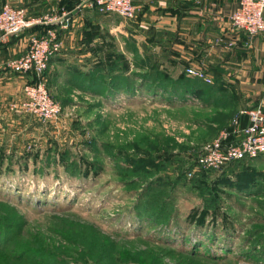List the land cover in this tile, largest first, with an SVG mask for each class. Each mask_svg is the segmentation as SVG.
<instances>
[{
  "label": "rangeland",
  "instance_id": "obj_1",
  "mask_svg": "<svg viewBox=\"0 0 264 264\" xmlns=\"http://www.w3.org/2000/svg\"><path fill=\"white\" fill-rule=\"evenodd\" d=\"M62 72L63 70L60 71ZM49 90L61 105L58 119L45 123L36 120L35 129L31 134L22 132L19 144L16 142L10 145L5 142L6 153L26 149L31 150L29 156H32L34 150L43 152L50 139H53L58 146L69 150L77 160H89L95 167L100 168H96L95 174L90 173L87 178L77 179L70 177L62 165H56V169L46 168L43 173L33 170L31 160L23 169L17 165L1 166L0 199L3 197L10 200L23 215L26 220L23 233L40 232L48 241L61 242L75 256L76 259L71 260L75 263L72 264H84L82 259L77 260V243L56 235L52 229L72 228L85 233L91 229L95 233L98 230L113 237L118 248L130 251L162 248L168 252L167 249H178V252L173 250L170 255H162L166 264H258L257 260L246 259L241 251L250 247L249 243L247 247L242 246L246 238L245 231H250L257 225L262 227L261 234L264 235V205L256 201L261 198L243 196L233 188H223L222 209L229 213L236 225V234L228 241L232 251H228L227 256L221 254L219 258L214 259V256H189L179 252L180 248L188 247L183 245V242L182 245L177 244L180 241L179 236H171L168 230L154 227L150 221L136 219L131 207L137 193L144 187L143 179L138 174L129 175L132 166L129 164L122 168L116 162L118 154L112 158L107 152L111 147L116 150L121 148L135 158L161 157L164 156L162 153H170L169 156L179 155L184 147L187 154L196 152L199 155L202 147L215 139L205 141L209 134L202 122L209 112L195 104H167L163 100L160 101L159 97L153 99V95L132 100L123 95L100 98L61 79L51 85ZM64 96L71 102L62 106L61 99ZM137 146L149 149L152 154L137 152ZM157 153L158 155H155ZM251 164L259 170H264V160L257 159ZM176 165L163 166L164 168H160L156 174L173 179L176 177ZM9 168L13 169L9 171ZM147 178L153 179L150 174ZM164 182L156 185L151 190V195H170L176 208L177 230L182 232L181 235L192 230L196 234L194 226L189 225L186 216L190 210L201 208L200 197L189 190L187 185L178 184L171 188L172 184L167 187ZM170 226L172 229L174 224ZM216 234L220 232L216 231ZM218 238L214 240L213 247H223V237ZM167 244L169 247L165 246ZM204 247V250H207L206 246ZM214 250L215 248H212V251Z\"/></svg>",
  "mask_w": 264,
  "mask_h": 264
},
{
  "label": "trees",
  "instance_id": "obj_2",
  "mask_svg": "<svg viewBox=\"0 0 264 264\" xmlns=\"http://www.w3.org/2000/svg\"><path fill=\"white\" fill-rule=\"evenodd\" d=\"M139 12L140 10L136 17ZM35 27L33 25L22 32L29 36L33 34ZM39 29L40 32L36 33L38 35L45 32L46 26L44 29ZM104 45L103 52H95L92 65L84 71L76 62L64 64L61 70H57L56 67L52 68L51 63L59 55L61 48L52 54L43 73L44 82L50 95L49 87L61 79L100 98H114L117 95H123L132 100L153 95V99L159 97L160 101L163 100V102L172 105H187L193 104L190 102V97H196L199 100V105L205 111L207 108L211 109L210 114H206L204 122H202V126L209 134L205 141L216 138L222 130L226 132L223 143L235 144L239 141L240 130L247 125L248 118L246 114L237 109V95L230 92L232 86L221 85L215 81L208 83L202 78L189 75L185 69L178 72L167 69L160 66L154 58L146 62L145 68L135 70L131 68L126 55L113 42L108 39L104 41ZM62 70L63 72L60 73ZM215 73L220 74V71L217 70ZM21 76L25 79V83L36 81L32 71ZM58 88H60L59 85ZM70 102L66 96L61 99L62 106L70 104ZM35 120L37 119L35 118ZM4 145H0V167L17 165L23 169V166L29 165V160H31L34 171L43 173L46 168L56 169V165H62L70 177L77 179L87 178L90 173L95 174L96 168H100L95 167L94 163L89 160H77L69 150L58 146V143L53 139H50V143L43 152L38 149L34 150L32 156H29L31 150L26 149L19 152L12 150V152L6 153ZM184 149L182 147L179 155L169 156L170 153H162L164 156L161 157L137 158L130 156L121 148L116 150L109 147L107 152L112 158L118 154L116 162L122 168H126L125 165L129 164L132 166L128 172L129 175L138 174L143 179L144 187L137 193L131 207L137 220L150 221L154 227L168 230L171 236H179L180 241L177 244L182 245L181 242H183V245L188 246L184 249L180 248L179 252L181 253L208 258L214 256L212 259L219 258L221 254L227 256L229 254L227 252L232 251L228 241L236 234V225L229 213L222 209V190L223 188H233L243 196H256L261 198L256 201L260 205H264V170H259L251 164L257 159L264 160V153L255 158L232 161L219 169H204L198 163V154L196 152L187 154ZM136 151L152 154L149 149H141L139 146L136 147ZM172 164H177L174 167L175 178H164L156 174L160 168H164L163 166ZM149 174L153 179L147 178ZM162 182L167 187L168 184H172L171 188L178 184L187 185L189 190L200 197L201 208L190 210L186 216L187 222L190 223L188 224L194 226L196 234L192 230L190 233L186 231L187 233L181 235L182 232L177 230L176 208L170 195H167L170 199L164 197V193L162 196L158 193L151 195V190L156 185L163 184ZM172 223L175 227L173 226L171 229ZM25 225L26 220L17 211L15 205L10 200L1 197L0 264H72L71 260L76 259L59 241H48L40 232L23 233ZM71 229L54 228L52 231L66 240L77 243V260L82 259L84 264H166L162 255L164 253L170 255L173 250L178 252V249L175 250L176 248L171 246L170 248L175 249H167L168 252L162 248L130 251L126 248H118L113 237L98 230L95 233L91 229L90 232L85 233L82 230L72 229V231ZM262 230V227L254 225L250 231H245L247 233L242 246L247 247L249 243L250 247L241 251L246 259L257 260L258 264H264ZM216 231H219L220 234H216ZM218 237H223V247L217 245V247H213L214 240ZM151 238L154 240L153 237ZM204 246L207 250H204ZM212 248L215 250L212 251ZM217 252L219 253L217 254Z\"/></svg>",
  "mask_w": 264,
  "mask_h": 264
},
{
  "label": "crops",
  "instance_id": "obj_3",
  "mask_svg": "<svg viewBox=\"0 0 264 264\" xmlns=\"http://www.w3.org/2000/svg\"><path fill=\"white\" fill-rule=\"evenodd\" d=\"M4 3L24 8L28 17H55L57 22L36 24L33 30L36 34L45 26L56 29L61 52L52 68L76 62L82 71L89 69L94 53L103 52L109 39L132 69L145 68L153 58L177 72L201 69L212 83L233 87L230 92L237 95L240 112L264 104V36L249 38L231 29L229 16L238 0H133L140 12L132 20L100 13L92 0H0V8ZM62 19L66 27L59 23ZM27 37L21 32L0 38V145L19 144L22 132L35 129L33 115L11 108L21 100L25 79L8 63L23 53ZM232 40L233 46L227 47ZM190 99L199 105L196 97Z\"/></svg>",
  "mask_w": 264,
  "mask_h": 264
},
{
  "label": "built area",
  "instance_id": "obj_4",
  "mask_svg": "<svg viewBox=\"0 0 264 264\" xmlns=\"http://www.w3.org/2000/svg\"><path fill=\"white\" fill-rule=\"evenodd\" d=\"M92 4L100 13L116 14L125 20L134 19L139 11L133 0H92ZM52 22H57L55 17H28L24 8L4 3L0 8V38L7 39L33 25ZM59 23L63 27L67 26L63 19ZM229 24L233 31L242 32L249 38L264 36V0H238L237 9L229 16ZM233 44V40L228 41L226 46L231 47ZM60 48L61 41L52 27H47L42 34L33 33L26 38L23 53L11 59L8 65L20 75L32 71L36 81L23 84V99L12 104V109L29 113L44 123L58 119L61 105L48 92L43 73L49 57ZM186 72L211 82L201 69L188 67ZM242 112L247 115L248 123L240 130L239 141L235 144L223 143L226 132L220 131L215 139L202 147L198 155V163L202 168L219 169L232 161L255 158L264 153V104Z\"/></svg>",
  "mask_w": 264,
  "mask_h": 264
}]
</instances>
